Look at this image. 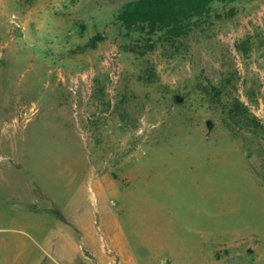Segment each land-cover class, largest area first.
<instances>
[{
	"label": "rangeland",
	"instance_id": "1",
	"mask_svg": "<svg viewBox=\"0 0 264 264\" xmlns=\"http://www.w3.org/2000/svg\"><path fill=\"white\" fill-rule=\"evenodd\" d=\"M129 1L0 0V264H264V0Z\"/></svg>",
	"mask_w": 264,
	"mask_h": 264
},
{
	"label": "trees",
	"instance_id": "2",
	"mask_svg": "<svg viewBox=\"0 0 264 264\" xmlns=\"http://www.w3.org/2000/svg\"><path fill=\"white\" fill-rule=\"evenodd\" d=\"M234 0H132L121 5L114 20L126 33L162 37L174 42L209 18L215 3ZM94 39L92 45L95 44ZM230 114V113H229Z\"/></svg>",
	"mask_w": 264,
	"mask_h": 264
},
{
	"label": "crops",
	"instance_id": "3",
	"mask_svg": "<svg viewBox=\"0 0 264 264\" xmlns=\"http://www.w3.org/2000/svg\"><path fill=\"white\" fill-rule=\"evenodd\" d=\"M90 217L88 216V215H85L84 214V217L80 220V221H78L77 223H76V221H74V224L76 225V224H78V228L80 229V230H84L85 229V226H87L88 224H90Z\"/></svg>",
	"mask_w": 264,
	"mask_h": 264
}]
</instances>
